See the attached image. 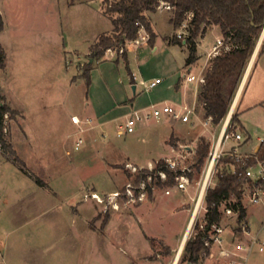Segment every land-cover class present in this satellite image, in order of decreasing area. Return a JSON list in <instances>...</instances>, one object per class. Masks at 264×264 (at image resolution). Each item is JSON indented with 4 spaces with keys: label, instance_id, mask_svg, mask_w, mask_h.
Segmentation results:
<instances>
[{
    "label": "rangeland",
    "instance_id": "1",
    "mask_svg": "<svg viewBox=\"0 0 264 264\" xmlns=\"http://www.w3.org/2000/svg\"><path fill=\"white\" fill-rule=\"evenodd\" d=\"M115 1L0 0V13L5 22L0 43L7 56L6 68L0 72V84L6 102L13 109L5 116L4 135L9 147L0 145V248L4 257L10 255L14 240L22 242L17 246L23 253L32 252L30 242L33 239L30 237H40L41 232L51 233L49 241L53 246H76L78 253L81 252L79 260L84 264L103 260L99 251L107 253L108 248H114L118 255L119 245L127 248L129 244L132 248L143 249L148 244L145 238L148 232L165 230L167 242L175 246V238L183 234L188 220L186 212L166 215L159 221L147 222V219L153 217L157 208L165 209L163 204L167 199H184L182 207L193 206L209 156L198 166L195 159L197 147L204 138L210 145V153L243 77L227 83L231 101L228 112L206 128L203 124L206 109L199 98L201 85L197 87L195 83H188L186 87H180L178 82L190 70L206 78L214 58L232 45L229 44V49L222 48L206 62V48L215 38L211 29L217 25L205 26L198 39L199 58L190 68L186 64L189 48L187 42L184 43L189 33L183 26L174 28L171 23L174 8L162 2L155 12H146L156 33L154 44L149 42L150 35L144 28L141 33L146 40L141 38L139 44L134 40L127 42L124 53L128 59L115 47L112 48L113 54L106 52L104 56L92 59V46L100 35L113 33V23L106 9ZM110 15L117 16V13ZM191 16L188 14L186 18L189 25ZM179 33L183 35L180 37L182 44L171 43L173 35ZM89 61L93 67L88 86L84 72ZM133 75L146 80L160 77L162 82L151 90L140 85L134 91ZM185 91L189 97L186 103L194 107L197 114L192 115V122L182 124L163 113L159 118L137 122L132 133L118 134V125L128 115L135 111L150 112L152 103L175 107L172 96ZM234 111L239 112L240 123L245 127L244 131L238 129L243 139L240 142L228 139L223 149L226 151L240 145L241 152L253 151L264 137V52L253 63ZM72 114L82 120L91 117L93 122L74 124ZM80 137L83 144L75 149ZM179 142L189 148L181 150L177 169H190L186 171L191 186L182 192L166 195L165 190L174 185L161 187L159 179L154 178L148 185L145 203L137 206L140 202L125 201L123 193L127 182L137 184L138 176L145 171L143 169H148H140L137 176L129 175L124 166L126 161L147 165L148 161L155 162L166 156L169 145ZM149 187L152 193H149ZM112 191L120 192L117 198L119 209L111 208L108 203ZM92 192L106 197L105 202L102 204L93 199ZM202 206L182 248L179 264H187L185 244L201 232L199 225L206 215L205 197ZM247 206L245 221L255 233L263 218V210ZM107 214L114 219L108 227L114 243L111 235L106 230L103 232ZM124 214L131 215L129 222H123ZM93 216L99 219L91 220ZM136 216L143 220L142 225ZM221 223L226 226L227 241L234 243L240 236L237 231L240 221L222 213ZM92 226L101 232L97 234ZM261 236L264 239V231ZM35 245L43 246V239L38 238ZM159 248L166 250L168 247L159 245ZM253 251L249 263L255 260L264 262V252L258 248ZM204 261L205 258L202 263Z\"/></svg>",
    "mask_w": 264,
    "mask_h": 264
},
{
    "label": "trees",
    "instance_id": "2",
    "mask_svg": "<svg viewBox=\"0 0 264 264\" xmlns=\"http://www.w3.org/2000/svg\"><path fill=\"white\" fill-rule=\"evenodd\" d=\"M162 2H168L174 8L171 23L175 29L182 26L189 13L193 14L191 24L188 27L189 35L186 37L189 48L186 59L188 66H192L199 58L198 39L203 34L205 26H219L225 43L232 45V48L214 58L211 69L207 72L206 82L201 85L199 90V98L205 105L206 116L211 115L213 120L218 122L225 117L231 104L226 90L227 83L241 80L263 32L264 0H116L106 9L107 15L113 23V33L112 35H100L92 46L91 58L96 59L104 56L108 48L126 46L127 42L138 38L142 26L150 35L149 42L154 44L156 33L146 12H155ZM112 13H117V16L110 15ZM4 26V18L0 13V32L4 29ZM182 42L183 39L178 37L177 34L173 35L171 43L182 44ZM262 52H264V40L259 53ZM6 57V51L0 43V72L6 68ZM125 57L128 59L126 54ZM88 65L89 67L85 70L84 75L89 86L91 83V61L88 62ZM132 82H134L133 79ZM12 112L13 109L6 102L0 84V145L7 147H9V144L6 142L4 135L5 116ZM232 121L237 130H245V127L240 123L238 111H234ZM209 147V143L201 138L195 156L198 166L204 163L209 154ZM257 156L261 160L264 159V142ZM255 162V158L240 161H234L229 156L220 158L216 171L217 185L214 188H209L205 194L208 225L221 219L220 203L234 196L237 199L233 206L240 211L238 220L240 223L245 222L247 209L243 206L241 197L237 192L241 175L229 172L227 164L234 163L240 173H244L247 167ZM159 170H164L170 179L168 182L159 180V186L175 185L174 171L162 159L157 162L153 172L156 173ZM148 173L149 170H145L143 175L138 176L137 182L140 183L143 179H146ZM128 174L132 175L129 172ZM149 193H152V189ZM237 231L240 233L241 228H237ZM202 237L203 232L201 231L195 239L185 244V249L188 252L185 261L198 263L201 255L209 251Z\"/></svg>",
    "mask_w": 264,
    "mask_h": 264
},
{
    "label": "built area",
    "instance_id": "3",
    "mask_svg": "<svg viewBox=\"0 0 264 264\" xmlns=\"http://www.w3.org/2000/svg\"><path fill=\"white\" fill-rule=\"evenodd\" d=\"M168 3V2H167ZM170 7V6H168ZM193 16L192 13H189ZM191 16V17H192ZM190 17V18H191ZM183 28L189 33L188 27L190 26L187 21L182 24ZM142 30H145L142 26L139 30L140 37L136 38V44H139L141 40H146L145 35L141 33ZM146 32V31H145ZM179 37H183L181 33L178 34ZM142 38V39H141ZM113 47L107 49V53L113 54ZM119 49L121 53L125 52V46L115 47ZM229 49V44H226L223 39H217L216 43L212 46L210 52H208V59L212 56H215L220 53L221 49ZM134 83L139 87L140 85L143 86L145 90H151L156 87L159 83L162 82L160 77L154 78L151 80L146 79H139L137 75H133L132 77ZM206 82V78L203 74H196L191 70L184 74V78L182 80V84L186 83H195L198 87ZM152 111L147 113H140L135 111L133 114H130L126 117L123 123L118 125L117 132L119 135L132 133L135 129V124L143 119H150L151 117L159 118L163 113H167L172 116L173 119L180 120L183 123L192 122V115H197L195 112V108L190 106L189 104H177L175 107L170 104H164L162 106H158L157 103L151 104ZM235 110V105H231L230 110L225 118V121L222 125V128L219 132L217 139L215 140L212 149L209 153L206 163V170L204 172V177L202 180L201 188L199 194L197 196V200H195V205L192 210V216L190 219L189 228L187 231V236L191 232L194 223L198 219V216L201 214V208H203L202 203L204 201L205 194L209 188H214L217 185L218 178L216 176L217 165L219 160L222 156H229L234 161H240L243 159H250L255 158L256 162L245 170L244 173H240L238 167L232 163L229 167V172L232 174H240V183L237 186V192L241 197V201L243 206L247 209V205H252L257 209L263 210V218L255 231L252 233V228H250L248 222H242L240 224L241 232L239 233L240 236H237L235 242L231 243L230 247L226 246L227 237H226V226L221 223V219L217 222H213L208 225L207 222V207L204 209L206 210V215L204 217V222L200 223L199 228L200 231L205 232L203 234L202 240L205 243V246L208 248V252H204L198 264H205L202 263L204 258L214 256V253L217 252L220 257H222L225 261L229 264H248L250 255L254 252L255 248H258L260 252H264V239H262L261 234L264 231V159H259L257 154L259 151L255 149L252 152H241L240 145H234L229 150H224V144L228 142V139H233L237 142H240L243 139L242 132L238 131L237 129L233 128L232 123V115ZM73 123L80 125L81 123L85 124H92V119L87 118L82 120L78 115H72ZM213 118L211 115H207L206 119L203 121V124L208 128L211 123H213ZM83 128L80 127V131L83 132ZM83 138L80 137L75 143L74 148L79 149L80 146L83 144ZM261 144L264 142V137L260 138ZM242 145V144H241ZM186 145H179L178 147H172V155L165 159L167 166L174 171L175 174V185L173 187H169L165 190V193L169 195L171 191L175 188L178 190H186L187 187L191 184L190 176L188 175L186 170L190 169H177L179 156L181 155L182 149H187ZM156 166H149L148 169H143L144 167H139L133 165L132 163H127L126 168L132 175H136L140 169L149 170L147 174V179L141 181L140 183L136 182H127L125 187V192L123 196L125 201L138 203L144 202L148 193V185H151L154 178H157L161 181H167L169 176L164 170H159L156 173L153 171L155 170ZM137 176V175H136ZM149 181V182H148ZM148 182V184H147ZM150 183V184H149ZM155 185V184H153ZM157 185V184H156ZM136 192V194H135ZM110 200L108 201L111 208L119 209V205L117 202V198L120 196L119 191H112L109 193ZM89 197V196H88ZM87 197V198H88ZM91 197L96 199L99 203H104L106 197L101 196L97 192H92ZM237 197H232L231 199L223 200L219 205V210L221 214L224 213L227 217L232 218L235 217L238 220L239 217V209H236L233 206V203ZM108 205V204H107ZM161 213L156 214L159 217ZM199 230V229H198ZM199 231V232H200Z\"/></svg>",
    "mask_w": 264,
    "mask_h": 264
},
{
    "label": "crops",
    "instance_id": "4",
    "mask_svg": "<svg viewBox=\"0 0 264 264\" xmlns=\"http://www.w3.org/2000/svg\"><path fill=\"white\" fill-rule=\"evenodd\" d=\"M211 32H215V38H214L211 46L206 48L207 53L211 51L212 46L216 43V40L222 37V32H221V29L219 26H214L211 29ZM208 34H209V32L206 34V37ZM263 40H264V37L262 38L258 47L256 46V48H255L254 54L252 55V59L250 60L252 62H251L250 67L248 69V73L244 79V82H243V84H242V86L238 92V95L246 83V80L248 78V75H249L250 69L252 68L253 63L256 61L257 57L260 55L259 51H260ZM258 43H259V41H258ZM207 59L208 58L206 57V62L208 61ZM99 62H101V61H99ZM190 68H192V66H190ZM243 76H244V74L242 75V77ZM156 78H158V77H156ZM183 78H184V75H183ZM178 84L180 85V87H186L188 85V83L182 84V79L178 82ZM194 86H196V85H194ZM186 92L187 91L183 92L181 95H173L172 96L171 100H173L174 105L182 104V102H184L185 104H188L186 102H187L189 97H188V94ZM194 99H195V97L192 100H194ZM234 100H235V97H234ZM236 103H237V98H236L235 106H236ZM72 115H77V114H72ZM88 118H91V117H88ZM92 122H93V119H92ZM182 124H183V122H182ZM172 133H174L176 135V132L174 130ZM181 144H183V143L179 142V144H175L173 146L169 145L168 154L164 157L157 159L155 162L148 161V164L146 165V164H136V163L131 162V161H126L124 166L126 167L127 163H132L133 165H136L139 167H144V168H148L149 166H152V165L156 166V162L158 160H161V159L164 160L167 157H170L172 155V152H171L172 147H174V146L178 147ZM260 147H261L260 144L256 145V147L253 149V151L255 149H258V148L260 149ZM250 152H252V151H250ZM189 186H191V184ZM175 191L177 193V191L182 192L184 190H178V189L174 188L170 194H172V192H175ZM142 203H145V202H141L137 206H140ZM184 204H185L184 199H181V200L175 199L173 201H171V199H167L166 201H164V204H163L165 209L157 208V210L153 214V217L147 219V222L159 221V220L163 219L166 215H171V214L178 213V212H186V216L188 217L187 224L184 228L182 236L180 238L178 236L175 238V243L177 246L171 245L167 242L168 233L165 230H160V231H156V232L155 231L154 232H148V233H145V238L147 239L148 244H146V246H144L143 249L132 248L131 245H129V244H128L127 248H124L123 245H119L118 249H117L119 251L118 255L115 254L116 251L114 248H108L107 253H105L104 251H99L100 255L101 256L103 255L102 259L104 261L103 260H100V261L96 260L94 262H90V263H86V264H179V258H180L181 252L178 254V251H179L181 242L183 241L184 237H186V234H187V231L189 228V224H190V219L192 216L193 206L195 203L193 204V206L187 207V208L182 207ZM137 206H135V207H137ZM180 206L182 208H180ZM158 213H161V215L159 217L156 216V214H158ZM130 217H131L130 214H127V215L124 214L122 216L123 222L124 223L126 221L129 222L131 220ZM104 218H105V221H104L105 229L103 230V232L106 230L107 234L111 235L112 233H110V230H108V227H109V224L112 221H114V219L111 217L110 214H107V216H105ZM98 219L99 218L97 216H93L91 218V220H98ZM136 219L139 222V224L142 225L143 220L140 218V216H136ZM92 228L95 230V232L97 234H99V232H101V231H97V229H95L93 226H92ZM50 234H51L50 232H48V233L47 232H41L40 237H39V235L37 236V238L36 237H30L31 239H33V241L30 242L32 244L33 248H31L32 252H30L29 254H27L28 250L26 251V253H23L21 251L20 246H17V245H20V243H22L20 240H18V241L14 240L15 242L14 241L11 242V246H12V244H13V246L12 247L10 246V249H9L10 255L8 257H4V255L2 254V250L0 248V255L2 254V257H3L2 261H0V264H84L82 261H80L81 260V258H80L81 252L78 253V250H77L78 248H76V246H71V247L65 246V245H61V246L58 245L57 247L53 246V244L49 241V237L52 236ZM104 234H106V233H104ZM38 238H41V240L43 239V246L35 245L36 240ZM111 239L114 243L115 240H114V237H112V235H111ZM46 241H49L50 243L49 242L46 243ZM185 241H184V243H185ZM184 243L182 245V248L184 246ZM231 243L232 242H230V244H229V242L227 241L226 246L230 247L232 245ZM49 244H51V245L49 246ZM159 245H161V246L164 245L168 248L166 250H163L162 248H159ZM82 250H84V249H82ZM98 250H100V249H98ZM24 254H27V256L25 257ZM251 255H250V258H251ZM24 257H25V260H24ZM250 258H249V260H250ZM204 262H205V264H229L222 257H220L217 252L214 253L213 257L210 256V257L205 258ZM248 264H264V262H261L259 260H255L252 263H249V261H248Z\"/></svg>",
    "mask_w": 264,
    "mask_h": 264
},
{
    "label": "bare ground",
    "instance_id": "5",
    "mask_svg": "<svg viewBox=\"0 0 264 264\" xmlns=\"http://www.w3.org/2000/svg\"><path fill=\"white\" fill-rule=\"evenodd\" d=\"M251 62H252V61H250L249 65H248V67H247V69H246V72L244 73V76H243L242 81H241V83H240L239 89H238V91H237V93H236V95H235V100H233V103H232L233 106L235 105L236 98H237V96H238V92H239V90H240V88H241V86H242V84H243V82H244V79H245V77H246V75H247V73H248V69H249V67H250ZM186 238H187V235H186V237H184L183 241L181 242V245H180V248H179L178 254L181 252V250H182V245H183L184 241L186 240ZM175 260H176V259H175Z\"/></svg>",
    "mask_w": 264,
    "mask_h": 264
},
{
    "label": "water",
    "instance_id": "6",
    "mask_svg": "<svg viewBox=\"0 0 264 264\" xmlns=\"http://www.w3.org/2000/svg\"><path fill=\"white\" fill-rule=\"evenodd\" d=\"M263 37H264V29H263V32L261 34L259 43L257 44V47L260 44V42H261V40H262ZM184 43H186V41H184ZM132 88H133L134 91H136L137 85L136 84H133ZM187 264H198V263H195V262H187Z\"/></svg>",
    "mask_w": 264,
    "mask_h": 264
}]
</instances>
